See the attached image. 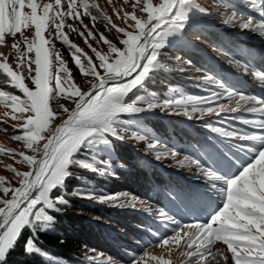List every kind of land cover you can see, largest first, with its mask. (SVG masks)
<instances>
[{"label": "snow or ice", "instance_id": "6c2138e0", "mask_svg": "<svg viewBox=\"0 0 264 264\" xmlns=\"http://www.w3.org/2000/svg\"><path fill=\"white\" fill-rule=\"evenodd\" d=\"M124 2L127 3V0ZM137 6L140 15L135 14ZM95 7V4L90 6L85 0H80L79 5L77 0H0V41H3L6 35L15 38L19 34L26 51H20L19 43H13L12 48L24 57H27L28 53L34 54V58L27 59L28 75L34 90H30L21 76L7 63L0 64V68L7 73L15 87L25 97L22 100L17 95H11V101L21 112L28 111L32 114L23 125L25 134L17 135L15 139H23L28 148L39 153L38 158L23 156L30 170L17 173L18 187L3 189L4 196L7 197L11 192V197L0 199V259H3L7 249L14 246L22 228L28 225H34L37 229L42 228L51 219L47 215V209L57 210L64 203L62 200L50 202L47 194L62 183L66 165L79 149L93 142L97 145L107 144L109 135L123 141L126 138L146 139L143 135L116 126L114 123L116 121L127 123L119 120L124 114L132 115L159 109L162 112L168 111L169 114L185 116L190 120L203 119L206 115L215 116L219 118L220 125L225 124L221 113L258 114L255 118L240 121L245 126L251 125V129L257 130L251 131V135L235 134L223 126H214L213 121H206L205 126L217 135L234 141H264V102L230 90L218 77L210 75L209 72H204L201 77L195 78L198 87L205 93L203 96L181 93L178 97L159 100L153 99V94L149 93L148 98L139 97L137 101L126 106L122 103L123 98L149 77L157 65L165 68L158 59L161 49L169 45L195 46L189 37L199 39V26L193 24L192 32H189L188 26L192 24L191 14L198 12L204 16L211 15L197 0H155V2L136 0L132 5L133 14L129 16L125 13L122 17L126 23L129 20L134 21L132 30L118 28L108 17H105L117 33H122L123 38L119 41L122 48L109 43L101 33V40L108 43L109 51L115 54L114 60L108 62L107 56L96 53L100 62L99 68L103 70L101 75L91 58H88L89 66L85 70L81 63L82 58L78 55L81 49L75 44L71 45V48L75 49L71 53V58L79 72L86 76L91 74L98 80L90 90L82 91V86L73 83L74 77L68 74V68L61 54L54 50L50 51L47 47L49 40L45 33L47 31L51 35L54 28L56 37L63 36L61 29L65 26V19H79L81 9L84 15L90 16L95 21L97 17L91 11V8ZM250 7L254 5L251 3ZM258 14L264 17V4H260ZM221 17L226 25L252 32L259 31L261 36H264V19L254 22V18L244 17L235 12H231L226 18L222 13ZM29 29L32 31L26 35L25 31ZM88 35L92 36V32L89 31ZM63 42L69 43L67 36H63ZM229 62L242 68L244 72L249 71V67L241 65L238 60L229 58ZM176 63L189 65L188 61H183L179 56L176 57ZM185 70L183 66L179 67V71ZM33 71L34 76L31 75ZM62 73L65 75L62 76ZM252 75L264 82V72H253ZM62 93H66L69 99L73 95L76 97L74 109L69 110L61 105L67 117L59 123H54L58 115L50 108V100H54ZM5 95L8 93L0 92V97ZM225 99L227 103L222 102ZM228 119L235 120L236 117L229 116ZM147 147L155 150L158 145L149 142ZM242 147L247 146L242 145ZM161 155L157 152L156 158L160 159ZM163 155H171L176 159L178 153L169 149ZM188 165H195L200 176L208 177L214 182L221 180V177L199 164L190 155L177 161L179 167ZM91 170L104 174L102 169ZM213 186L221 187L225 199L222 208L211 216L210 222L184 223L173 229L172 239L177 245L180 244L181 231L184 228L195 230L184 233L187 237L186 248L192 249L193 245L196 246V251L186 252L189 257L187 264H200V261L206 260L208 255H212L213 258L224 257L227 260L224 250L212 252L211 246L216 241L227 246L232 264H264V144L257 149L254 162L243 167L223 186L216 183ZM85 198L91 199L93 196L88 195ZM99 199L102 203L111 202V206L135 208L137 204L143 205L142 201H138L135 197L129 198L127 194L123 198L107 196ZM159 218L173 225L178 224L175 216L162 208L159 209ZM168 244L169 239H164L161 247ZM26 251H31L27 245ZM193 257L195 259H192ZM150 258L158 261V264H170L169 261L159 257ZM135 264H140V261H136ZM217 264L220 262L217 261Z\"/></svg>", "mask_w": 264, "mask_h": 264}, {"label": "rangeland", "instance_id": "374dc122", "mask_svg": "<svg viewBox=\"0 0 264 264\" xmlns=\"http://www.w3.org/2000/svg\"><path fill=\"white\" fill-rule=\"evenodd\" d=\"M85 2L89 3L90 6L92 4L96 5L95 8H91V11L96 15L97 19L93 21L90 16L84 15L83 9H81L79 19L66 18L64 21L65 26L61 29V32L63 36H67L69 41L68 44H64L63 36L56 37L54 28L52 29L51 35H49L47 31L45 33L46 38L49 40L47 47H49L50 51L54 50L61 54L62 59L65 61V66L68 68V74L74 77L73 83L77 86H82V91L90 90L91 86L97 83L98 80L91 74L86 76L79 72L71 58V53L75 51V49L71 48V45L75 44L81 49L78 55L82 58L81 63L82 66L85 67V70H87L89 66L87 60L91 58L97 71L103 75V70L99 68L100 62L96 53L99 52L101 55L107 56L108 62L114 60L115 54L109 51V44L101 40V33H103L105 39L109 43H114L121 48L122 45L119 44V41L123 38L122 33H117L115 29L108 24V20H106L105 17H108V19L112 21V24H115L118 28L132 30L134 21L129 20L126 23L122 17L125 13H128L129 16L133 14L132 5L136 3V0H127V3H125L124 0H85ZM197 2L202 7L206 8L211 15L204 16L198 12H193L191 14L192 24L188 26L189 32H192L193 24L199 26V39L192 36L189 37V40L195 46L185 47L169 45L161 49V55L158 59L165 65V68L157 65L149 77L123 98L122 103L125 106L137 101L139 97L148 98L149 93L153 94V99L159 100L168 99L169 97H178L181 93L184 95L203 96L205 93L198 87V81L195 78L201 77L204 72H209L210 75L218 77L221 83L230 90L238 94L255 97L264 102L261 95H259L260 88L264 82L256 79L252 75L253 72H264V36H261L259 31L252 32L250 30H242L239 27L226 25L222 22L221 17L222 13L226 18L231 12H235L244 17H252L254 18V22H259L261 19H264V17L258 14L260 4H264V0H197ZM79 3L80 0H77L78 5ZM251 3L254 7H250ZM135 14L140 15L139 6H137ZM85 25H87V27H85ZM31 31L30 29L26 30L25 34L28 35ZM89 31L92 32V36L88 35ZM81 33H83V35H81ZM13 43H19L21 52L26 51L23 40L19 34H17L15 38L6 35L4 40L0 41V64L7 63L14 72L21 76L25 85L29 87L30 90H34V85L31 84V78L28 75L27 68V59L34 58V54L28 53L27 57L21 56L20 52L12 48ZM214 48L216 49L215 51L213 50ZM93 49H95V51H93ZM178 56L182 57L183 61H188L189 65H178L176 63V57ZM229 58L240 61L241 65H247L249 71L244 72L242 68L230 63ZM181 66L186 70L183 72L179 71V67ZM32 68L34 69V64ZM197 70H199V72ZM155 73L167 74V76H171L173 79L170 84L162 85L151 82L154 86L144 87ZM31 75L34 76V71ZM61 75L63 76L65 74L62 73ZM65 87L67 86L65 85ZM170 89H172V91H170ZM154 90H158L160 94H157ZM0 92L8 93V95L0 97V199H4L11 197V192H9L7 197L4 196V188L19 186V177L17 173L30 170L23 156H36L38 158L39 153L28 148L23 139H15V136H23L25 134L23 125L32 114L28 111L21 112L19 107L11 101V95H17L22 100L25 99V97L23 93L15 87L14 82L2 68H0ZM75 99L76 97L74 95L69 99L66 93H62L54 100H50V108L54 109L58 115V119L55 122L59 123L67 117V113L62 110L61 105L66 106L69 110L74 109ZM222 102L227 103V100L225 99ZM22 106L23 105H20V107ZM149 112L156 113L158 118L168 122L166 126L158 127V131L164 133L157 135L153 131L147 129L141 122H135L138 115L147 114ZM196 115L198 116L199 113ZM229 116H235L236 119H228ZM257 116L258 114H247L246 112L231 114L221 113V117L225 119V124L220 125L219 118L215 116L206 115L203 119L190 120L185 116L169 114L168 111L162 112L159 109L134 113L132 115L124 114L119 120L127 121V123L116 121L114 122L116 126L143 135L146 139L138 140L126 138L123 141L109 135L107 137V144L97 145L93 142L83 146L73 155L69 164L66 165L65 176L62 179V183L51 189L47 195L50 202L62 200L64 203L61 205H65L69 203L66 198L68 197L66 196L67 187H72L71 190H69L72 191V193H70L71 198L69 199L78 198L80 201L103 207L110 212L137 211L145 217L148 216L150 221L156 222L152 228L153 230L148 231L147 236H143L141 240H138L141 242H138V246H135L134 249H130L131 255L126 256L125 259H117L104 252L93 251L90 252V260L99 264H135L136 261H140V264H158V261L150 258L155 256L169 261L170 264H187L189 257L186 255V252L196 251V246L193 245L192 249L186 248L187 237L184 236V233L195 230L184 228L181 231L180 244L177 245L172 239L174 235L173 229L184 223L210 222L211 216L222 208L225 199L221 187H214V183L223 186L226 181H229L234 175H237L243 167L254 162L257 149L261 144H264V141H234L228 137L219 136L210 131L209 127L205 126L206 121H213L214 126H223L233 131L235 134L251 135V131L257 130L251 129V125L245 126L240 123V121L255 118ZM173 121L188 127H193L199 131L201 128L204 129V131H200L202 137L198 141L201 152L196 151V158L193 159L197 160L199 164L207 167L215 175L221 177V180L214 182L208 177L200 176L195 165H188L185 167L177 166L178 160L183 159L184 156H192V154L188 152L183 154V152L172 148V145H175V138H173L170 126ZM165 133H168V136L171 137L172 144H167L162 138ZM213 136L219 139V144L213 145V140L211 139ZM115 141L123 142L129 149L142 155V158L149 165L159 168L160 170L165 169L168 174H174L178 178L184 177L185 180L183 182L188 186H186V191L190 193L191 198L188 199L186 195L180 197L182 198V203L185 205L187 212L175 205L169 206L170 202L168 201L162 204L157 203L154 198L152 200L141 199L125 192L121 186H111L110 182L114 175L112 173L114 166L111 164L110 158H112L114 154L113 142ZM149 142L157 143V149H148L147 145ZM42 143L43 141L40 142V144ZM242 145H246L247 147H242ZM215 146L218 147V149H216ZM34 147H39V145H34ZM209 147L211 148L210 150ZM169 149L178 153L176 159H173L171 155H163V153L167 152ZM157 152L162 154L160 159L156 158ZM138 164L139 166L142 165L143 161ZM91 169H102L104 174L101 175L99 171H93ZM93 179H98L99 182L105 185V188L101 189L100 187H96L91 181ZM72 183H74V186ZM197 189H200L201 192L198 193ZM126 194L129 198L135 197L138 201H142L143 205L137 204L135 208L111 206V202L102 203L99 199V197L102 198L107 196H118L123 198ZM88 195L93 196V198H85ZM121 202H123V200ZM160 208L169 212L170 215L175 216L178 224L173 225L160 219ZM53 212H56V210L51 208L47 209L48 216L52 217L51 213ZM87 217L93 220L95 224L97 223L99 227L103 228L102 231L105 235H108L110 232L112 233L111 237L113 239L125 236L121 228L113 226L110 222L111 220L104 216L95 218L88 215ZM51 222L52 218L39 229L43 231L51 229ZM26 229L34 230L37 228H35L34 225L25 226L20 231L18 237ZM164 239H169V244L161 247V243ZM27 247L31 249V251H36L32 242L29 243L28 241ZM11 248H13V246ZM10 249L5 251L4 257ZM211 249L213 253L224 250L227 260H225L224 257L217 256L213 258L212 255H208L206 260L200 261V264H217V261H219L220 264H232L231 254L227 252V246L223 245L222 242L216 241L211 246ZM192 259L195 258L193 257ZM49 262L50 264H66L60 259H51Z\"/></svg>", "mask_w": 264, "mask_h": 264}, {"label": "trees", "instance_id": "16d2710c", "mask_svg": "<svg viewBox=\"0 0 264 264\" xmlns=\"http://www.w3.org/2000/svg\"><path fill=\"white\" fill-rule=\"evenodd\" d=\"M172 79L167 74L155 73L144 87L154 86L153 83L170 84ZM154 91L160 94L158 90ZM135 122H141L157 135L164 133L159 132L158 127L168 124L166 120L158 118L154 112L138 115ZM170 126L173 138H175V145H172V148L183 154L191 153L192 158H196L195 152H201V147L198 145L202 137L200 131L204 129L198 127L199 131L175 121ZM163 136L167 144H172L168 133ZM211 139L213 145L219 144L218 138L213 136ZM113 145L114 154L110 162L114 166L112 170L114 175L111 178V186H121L125 192L141 199L152 200L154 198L157 203L162 204L168 201L169 206L175 205L187 212L181 197L186 195L190 199L191 195L186 191L187 185L183 182L184 177L178 178L174 174H168L165 169L160 170L149 165L142 155L129 149L121 141H115ZM215 148L218 149L216 146ZM141 161L143 164L139 166L138 163ZM91 181L96 187L105 188V185L98 179ZM72 184L74 186V183ZM67 188L66 196L68 197H64L69 203L60 205L56 212L51 213V229L47 231L26 229L18 237L13 248L0 260V264H50L51 259H60L66 264H99L89 258L90 252L93 251L104 252L117 259H125L126 256L131 255L130 249H134L138 246V242H141L138 240L147 236L148 231L153 230L156 222L150 221L148 216L145 217L137 211L110 212L103 207L80 201L78 198L69 199L72 193L69 190L72 187ZM197 191L201 192L200 189ZM88 215L95 218L104 216L111 220L113 226L121 228L125 236L113 239L112 233L105 235L103 228L90 220ZM28 241H31L33 247L39 251H26Z\"/></svg>", "mask_w": 264, "mask_h": 264}, {"label": "bare ground", "instance_id": "6f19581e", "mask_svg": "<svg viewBox=\"0 0 264 264\" xmlns=\"http://www.w3.org/2000/svg\"><path fill=\"white\" fill-rule=\"evenodd\" d=\"M262 97V99L264 100V84L262 85V87L260 88V92H259ZM54 123H58V122H54Z\"/></svg>", "mask_w": 264, "mask_h": 264}, {"label": "water", "instance_id": "95a60500", "mask_svg": "<svg viewBox=\"0 0 264 264\" xmlns=\"http://www.w3.org/2000/svg\"><path fill=\"white\" fill-rule=\"evenodd\" d=\"M98 83V82H97ZM66 119V118H65Z\"/></svg>", "mask_w": 264, "mask_h": 264}]
</instances>
